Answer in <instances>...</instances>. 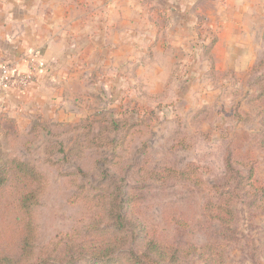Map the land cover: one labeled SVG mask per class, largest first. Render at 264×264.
Listing matches in <instances>:
<instances>
[{
  "label": "rangeland",
  "instance_id": "obj_1",
  "mask_svg": "<svg viewBox=\"0 0 264 264\" xmlns=\"http://www.w3.org/2000/svg\"><path fill=\"white\" fill-rule=\"evenodd\" d=\"M144 9L137 51L125 48L126 63L108 73L111 87L96 98L89 123L10 116L15 122L0 129V150L7 140L8 155L46 177L33 212L36 256L24 264H35L58 235L109 210L113 190L103 171L129 193V212L145 225L143 235L183 247L223 244L216 264H264V214L250 205L256 191L249 185L253 171L252 179L264 185V48L246 67L245 56L214 53L218 40L205 23L191 25L188 36H171L152 8ZM35 124L49 133L34 136ZM188 168L202 185L174 174ZM234 191L241 198L232 201L236 220L226 230L206 207L237 196ZM13 202L9 191H0V255L18 258Z\"/></svg>",
  "mask_w": 264,
  "mask_h": 264
},
{
  "label": "crops",
  "instance_id": "obj_2",
  "mask_svg": "<svg viewBox=\"0 0 264 264\" xmlns=\"http://www.w3.org/2000/svg\"><path fill=\"white\" fill-rule=\"evenodd\" d=\"M147 7L171 36L205 23L214 53L245 56L246 67L264 48V0H0V67L34 76L26 88L0 90V115L64 122L94 114L125 48L137 51Z\"/></svg>",
  "mask_w": 264,
  "mask_h": 264
},
{
  "label": "trees",
  "instance_id": "obj_3",
  "mask_svg": "<svg viewBox=\"0 0 264 264\" xmlns=\"http://www.w3.org/2000/svg\"><path fill=\"white\" fill-rule=\"evenodd\" d=\"M93 116L83 118L82 122L89 123ZM7 122L15 121L0 115V129ZM42 131L49 133L45 125H34V136ZM13 134L18 135L17 129H14ZM2 135L4 140L8 138L5 132ZM7 143V140L4 141L0 150V191H9L14 200L11 211L15 224L13 233L15 239H19L20 253L18 258L11 254H1L0 264H24L36 256L37 226L33 212L45 190L46 177L36 165L8 155L5 150ZM114 143L115 140L111 141L110 145ZM260 147L264 150V143ZM59 152H63V147ZM253 172L249 176V185L256 193L250 205L264 214V185L252 179ZM174 174L196 185H202L200 180L195 181V178H192L189 168ZM102 176L105 181H109L113 190L108 201L109 210L103 208L84 228L58 235L54 241L42 248L35 264H185L192 258L203 264H216L215 250L222 248L223 244L183 247L160 242L149 234L143 235L140 231L144 230L145 225L138 219L134 220V215L129 212L131 205L129 193L123 192V187L118 184L120 182L112 173L103 171ZM13 188L16 190L15 193ZM214 189L222 191L217 187ZM232 194L237 196L231 197L228 201L209 202L206 207L209 219L219 222L226 230L236 220L232 201L241 198L236 191ZM222 235L225 239L224 231Z\"/></svg>",
  "mask_w": 264,
  "mask_h": 264
},
{
  "label": "built area",
  "instance_id": "obj_4",
  "mask_svg": "<svg viewBox=\"0 0 264 264\" xmlns=\"http://www.w3.org/2000/svg\"><path fill=\"white\" fill-rule=\"evenodd\" d=\"M33 81L34 76L32 74L22 75L7 64H2L0 67V90L12 86L26 88Z\"/></svg>",
  "mask_w": 264,
  "mask_h": 264
}]
</instances>
